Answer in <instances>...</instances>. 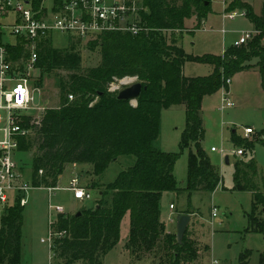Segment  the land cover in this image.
<instances>
[{"label": "trees", "instance_id": "16d2710c", "mask_svg": "<svg viewBox=\"0 0 264 264\" xmlns=\"http://www.w3.org/2000/svg\"><path fill=\"white\" fill-rule=\"evenodd\" d=\"M144 4L147 12L141 14V25L147 31L137 35L107 32L89 41V50L99 48L100 64L84 74H72L66 81H59L58 108L46 111L40 125L34 128L38 142L30 164L32 188H56L67 165H89L99 183L109 165L120 156L136 159L135 165L121 172L113 183L104 184L105 189L91 208L79 216L56 215L51 230L64 236L52 242L54 264H102V259L119 241L120 224L126 213H129L126 249L133 261H140L141 254L159 245L167 254L174 253L168 264L196 260L198 249L187 233L178 244L175 234L165 233L159 220L162 194L181 192L172 172L179 155L156 147L160 115L172 106H184L185 129L179 150L193 147L194 151L188 155L183 190L188 195L211 194L221 183V177L201 146L203 99L236 73L254 68L249 65L253 58L258 59L255 67L264 74V7L256 15L249 4L233 0L229 10H245L257 34L240 47L230 46L219 57L200 58L187 55L177 40L169 41L166 34L184 30V22L193 15L204 19L210 11V0H144ZM10 50L15 56L24 53L23 48ZM188 61L210 65L211 74L185 77L183 68ZM80 63L81 57L74 53L73 45L56 49L48 39L40 45L36 67L42 78L55 70H78ZM124 78H136L145 88L136 106L117 101L116 93L108 92L111 83ZM41 83L42 79L33 85L40 87ZM68 96H72V101ZM30 121L24 126L29 128ZM234 133L232 142L242 150V156L245 149L253 152L258 139L264 146L261 139L264 131L252 141L236 138ZM26 138H19L15 154L31 150L34 143ZM257 174L253 158L238 160L232 190L251 193L245 232L264 235V192L259 191L255 181ZM108 194L109 198L104 199ZM23 210L19 202L0 209V264H20ZM244 257L241 255L237 264H247Z\"/></svg>", "mask_w": 264, "mask_h": 264}, {"label": "rangeland", "instance_id": "374dc122", "mask_svg": "<svg viewBox=\"0 0 264 264\" xmlns=\"http://www.w3.org/2000/svg\"><path fill=\"white\" fill-rule=\"evenodd\" d=\"M243 1L251 5L256 15L261 14L264 0ZM52 7L53 0L45 1L44 8L49 13H51ZM221 11L220 5L211 3L210 11L204 19H199L193 15L184 22V30L168 32L166 38L169 41L172 38L176 39L178 45L189 56L219 57L230 46H233L235 41H238L244 33L253 31V27L246 17L229 20L222 16ZM6 24L10 25L11 21H7ZM10 33V31H6L4 37L7 44H12L15 41V37ZM253 35L254 33H251V37ZM94 39L78 40L69 34H52L50 41L54 48L64 49L73 45L74 53L81 57L80 67L75 71L55 70L50 75L42 76V78L37 72L35 77L38 78L33 81L34 84L42 79V83L38 87L40 94L35 95V101L39 105H32L33 108L26 112L27 115L34 117L33 119H39L37 120L39 121L38 124L31 122L26 138L28 141H32L34 145L28 153L14 154L20 181L30 187L26 193V202L23 205L20 264H54L47 238L48 226L54 221L57 213L49 207H61L66 214L81 213L85 209L91 208L95 201L99 200V193L105 189L104 186L113 183L121 172L133 167L136 162L133 156H120L109 165L99 183L93 177L89 165H67L61 178H59L60 180H58L57 186L60 189L50 194L46 189L32 188L31 186L30 164L36 153L38 142L34 128L40 125L46 111L58 108L59 81H66L72 74H84L100 64L99 48L89 50L87 47V43ZM257 63V58L251 59L249 65L254 66V68L236 73L230 79L227 88H220L213 94L206 96L202 102L201 115L204 138L201 146L221 177V183L215 192L211 194L192 193L191 195L184 192L183 189L187 181L188 155L194 151L193 147L179 150V143L185 129L184 106H172L168 110L162 111L160 115L156 147L162 152L179 155L172 172L181 192L162 194L159 205V220L165 226V233L170 234L171 232L174 233L177 215L182 213L190 215L191 223L186 232L188 239L192 242L198 240L208 247V251L204 254L206 247L201 245L198 247V243L194 242L198 252L199 248H201L200 252H203V264H211L213 260L217 264H237L241 255L245 256L247 264H262V257H264V235L245 232L248 224L245 214L251 210L252 195L248 191L232 190L236 162L240 159L248 161L253 158L258 170L255 181L259 191L264 192V146L258 139V136L264 131V74H261L258 67H255ZM211 72L212 67L207 64L190 61L184 64L185 77H207ZM135 82H137L136 79ZM112 86L118 87V89L122 88L118 82L113 83ZM35 87L37 88V86ZM225 95L233 104L231 108H222V98ZM69 101L72 100L69 99ZM136 104L131 105L136 106ZM38 106L43 108L41 113L37 110ZM246 128L253 131V134L248 137V141L255 138L258 140L254 143L252 153L245 149V154L239 157L235 153L237 145L232 142V132H235L236 138L244 139L246 138ZM211 148L215 152H211ZM225 158L228 159V164L225 163ZM75 176L85 186V189L90 190V200L84 202L74 200L72 193L65 190L70 179ZM106 198H109V194L104 199ZM170 204L175 207L174 211L169 210ZM213 208L216 213L215 218L211 216ZM128 234L129 213H126L120 224L119 241L105 255L102 264H147L131 261L130 254L126 249ZM63 236L64 234L60 237ZM173 254L172 252L167 254L166 250L159 245L153 251L141 254L140 257L141 260L148 258L154 264H168V260L173 257ZM192 264H199V259L194 260Z\"/></svg>", "mask_w": 264, "mask_h": 264}, {"label": "built area", "instance_id": "2783aa9c", "mask_svg": "<svg viewBox=\"0 0 264 264\" xmlns=\"http://www.w3.org/2000/svg\"><path fill=\"white\" fill-rule=\"evenodd\" d=\"M47 0H0V209H4L19 202L20 206L26 202V193L30 187L21 183L14 154L21 137L29 134V128L24 124L30 119L31 122L39 123L26 114L32 105H39L35 101V95L40 94L38 87L33 81L39 70L36 67L38 52L41 43L51 38L54 33H63L75 36L78 39H94L97 35L107 32H120L137 35L147 31L141 25V14L147 12L144 0H53L51 13L44 8ZM221 6L222 16L229 20L238 17H246L245 10H229L233 0H210ZM11 21L10 25L6 22ZM6 31H10L15 37L12 44L4 41ZM255 36L257 33L253 30ZM251 33H244L234 47H240L252 39ZM23 48L22 55L15 56L10 49ZM136 78L116 81L121 87L135 82ZM230 79L225 80L227 88ZM115 83V82H114ZM126 83V84H125ZM108 86V92L117 93L118 87ZM72 100V96H69ZM222 108H231L233 104L227 95L222 98ZM41 113L43 108L38 106ZM253 131L245 129L247 139ZM211 152H215L211 148ZM237 156H242V150H236ZM41 174V171L39 172ZM50 194L59 188H43ZM72 193L73 199L84 202L91 199V195L78 179L72 177L65 188ZM174 209L173 205L169 206ZM57 214H66L61 207H49ZM56 214V215H57ZM212 218L216 217L215 209H212ZM48 226V238L50 252L52 242L63 233L54 234L51 226ZM52 254V252H51ZM53 258V254H52ZM192 264V263H185ZM211 264H217L212 261Z\"/></svg>", "mask_w": 264, "mask_h": 264}, {"label": "water", "instance_id": "95a60500", "mask_svg": "<svg viewBox=\"0 0 264 264\" xmlns=\"http://www.w3.org/2000/svg\"><path fill=\"white\" fill-rule=\"evenodd\" d=\"M205 5L207 6L208 2H206ZM143 89L145 88H143L142 84L139 82H133L130 85L123 86L122 89L116 93V100L129 102L130 104L137 103V100L140 98ZM262 139L264 140V136L262 137ZM225 163L228 164L227 158H225ZM79 215L80 213L76 214V216ZM189 222H190V215L187 214L177 215L175 222V236L178 244L181 243L187 231Z\"/></svg>", "mask_w": 264, "mask_h": 264}, {"label": "crops", "instance_id": "0c3cea01", "mask_svg": "<svg viewBox=\"0 0 264 264\" xmlns=\"http://www.w3.org/2000/svg\"><path fill=\"white\" fill-rule=\"evenodd\" d=\"M242 2H244L243 0H241ZM251 6V5H250ZM183 71H184V68H183ZM242 157V156H241ZM59 178H61V176L59 177ZM60 180V179H59ZM81 184V183H80ZM82 185V184H81ZM83 187H85L84 185H82ZM218 188V187H217ZM89 191V193H91L90 192V190H88ZM216 191V190H215ZM250 193V192H249ZM251 194V193H250ZM91 195V194H90ZM170 205H172V204H170ZM169 205V206H170ZM169 210H170V208H169ZM175 210V207H174V209L173 210H170V211H174ZM190 223H191V216H190V222H189V225H190ZM188 225V226H189ZM174 233H175V229H174V231H173ZM170 234H172V232L170 233ZM194 242H197L198 243V247H200L199 245H201V246H204L201 242H199L198 240H195ZM204 247H206V249H205V252H204V254L208 251V247L207 246H204ZM200 250H201V248H199V252H198V257H197V259H199V264H203L204 263V255H203V252H200ZM130 259H131V261L133 262V263H136V262H142V263H147V264H154L153 262H152V260H150V259H148V258H144L143 260H140V261H133L132 260V258H131V256H130ZM103 260V259H102ZM156 264V263H155Z\"/></svg>", "mask_w": 264, "mask_h": 264}]
</instances>
